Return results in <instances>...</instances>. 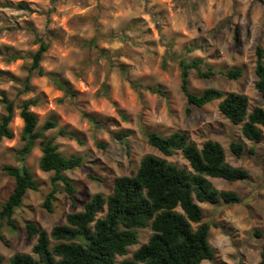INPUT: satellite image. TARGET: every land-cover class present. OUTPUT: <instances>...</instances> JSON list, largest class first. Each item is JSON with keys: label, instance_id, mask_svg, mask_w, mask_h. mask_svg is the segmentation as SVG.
Returning a JSON list of instances; mask_svg holds the SVG:
<instances>
[{"label": "rangeland", "instance_id": "1", "mask_svg": "<svg viewBox=\"0 0 264 264\" xmlns=\"http://www.w3.org/2000/svg\"><path fill=\"white\" fill-rule=\"evenodd\" d=\"M20 2L28 8H20ZM48 30L53 39L42 66L66 81L75 96H66L50 78L36 73L30 79L33 90L24 89L32 56L39 47L36 34L45 35ZM94 36L99 48L82 45ZM170 43L175 56L183 55L188 61L201 58L215 71L204 78L192 69L188 77L192 91L213 86L245 93L251 107L261 103L255 86V49L257 45L264 49V0H0V69L9 73V78H0V90L17 105L37 98L39 102L31 110L37 114L38 125L47 119L56 121L57 126L46 135L55 138L63 154L82 155L85 160L82 167L65 172L78 189L74 198L60 191L51 212L42 205L51 188L52 173L39 168L42 151L38 145L27 156L26 165L40 189L29 190L16 210L17 229L5 224L2 230L3 264L16 252L33 253L36 238H27L26 221L50 231L54 225L66 223L67 213L82 210L95 193L109 195L116 178L134 174L144 155L163 157L149 144L145 134L149 130L164 135L187 131L199 146L208 139L219 141L227 162L249 171V182L210 178L216 188L240 194L243 202L199 203L204 220L211 225L209 240L215 250L214 260L202 264H260L264 245L263 143L245 138L241 126L220 112L219 100L203 107L187 104L180 87L178 59L164 62ZM190 46L194 50L188 51ZM99 49H107L110 56ZM11 56L17 58L10 60ZM231 67H241L243 75L230 79L220 72ZM156 88L165 94L155 92ZM83 112L96 117L100 126ZM10 126L14 137L4 138L0 144V206L15 185L3 167L20 164L23 121L19 109H15ZM118 132L127 135L121 139L115 136ZM231 140L244 143L242 157L232 152ZM251 147L255 153H250ZM167 158L188 164L179 151ZM255 229L263 235L256 236ZM151 233L150 227L140 228L139 243L130 246L118 261L131 257Z\"/></svg>", "mask_w": 264, "mask_h": 264}, {"label": "trees", "instance_id": "2", "mask_svg": "<svg viewBox=\"0 0 264 264\" xmlns=\"http://www.w3.org/2000/svg\"><path fill=\"white\" fill-rule=\"evenodd\" d=\"M20 8L27 9L25 3ZM123 39V36H119ZM53 32L45 35L36 34L38 49L32 56L28 74L24 79V89L33 90L31 76L36 73L47 76L66 96H75V91L55 72H47L42 60L50 47ZM82 45L89 48L98 47L97 36L85 40ZM194 50L193 46L187 48ZM109 57L107 49H99ZM256 64L255 86L261 95V103L251 107L249 97L238 91L225 92L217 87H207L201 92L192 91L189 87V75L192 69L199 77L210 78L215 74L211 65L204 64L203 59L186 60L183 55L175 56L170 43L166 49L164 62L177 58L181 70V90L187 104L194 107L219 100L220 112L232 124L240 125L241 132L254 144L263 143L264 151V49L257 45L255 49ZM11 56L10 60L16 59ZM125 69L124 65H120ZM230 79L243 75L241 67L220 70ZM0 78H9V73L0 69ZM133 86H136L133 84ZM164 95L160 88L154 89ZM0 103L3 113L0 115V144L4 138H13L11 123L15 109L23 121L21 133L22 147L18 150L20 164L5 165L4 171L13 177L15 185L7 199L0 206V239L4 240L2 230L5 226L17 229L14 214L23 204L29 190L38 191L40 183L31 169L26 165V158L39 146L42 155L39 168L51 172V188L45 195L43 207L53 211L60 191L74 198L78 191L74 181L66 171L84 165L82 155L67 156L59 150L55 138L46 135V131L57 126V122L47 119L38 125L37 114L31 107L39 102L37 98L26 99L16 104L5 91L0 90ZM190 112V108H187ZM83 114L94 124L100 121L86 112ZM146 138L153 147L164 156L152 153L144 155L134 174L120 175L116 178L113 190L109 195L95 193L86 201L80 211L66 214V223L54 225L50 231L42 228L37 222H25L27 238H36L33 253L16 252L8 258V264H202L204 260H214L215 250L209 240L211 225L204 220L200 202L213 205L242 203L243 197L235 191L218 189L211 177L228 181L249 182V171L244 167L233 166L227 162L225 151L219 141L208 139L199 146L191 140L187 131L177 130L164 135L156 130L146 131ZM125 132L115 133L123 139ZM230 148L237 157H242L245 145L241 141L231 140ZM250 153H255L251 147ZM177 151L188 164L180 165L167 157ZM91 178L94 177L89 174ZM62 185V187H60ZM104 211L103 215H100ZM194 224H197L194 227ZM150 227L152 233L148 240L141 244L131 257L118 261L125 256L129 247L139 243V229ZM256 236H262L260 229H255ZM36 254V256L34 255ZM0 254V264H3ZM260 264H264V245L260 252Z\"/></svg>", "mask_w": 264, "mask_h": 264}]
</instances>
